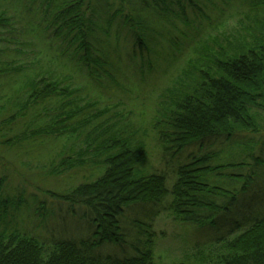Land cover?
<instances>
[{"label":"trees","instance_id":"1","mask_svg":"<svg viewBox=\"0 0 264 264\" xmlns=\"http://www.w3.org/2000/svg\"><path fill=\"white\" fill-rule=\"evenodd\" d=\"M10 4L21 16L18 28L9 14ZM188 7L198 11L199 4L197 0H0V42L10 35L18 44H36L34 38L37 43L44 40L49 48L55 45L100 90L108 78L115 80L118 69L109 51L102 49V37L116 44L130 38L134 67L138 59L150 68L145 54L158 35L168 43L160 58L169 68L173 54L171 27L166 24L174 14L191 26L185 13ZM252 9L256 12L245 18L256 25L237 27L218 47L206 42L204 57H199L203 59L188 63L184 76L162 90L161 110L151 128L163 152L180 159L178 154L191 143L208 145L202 153L190 151L185 161L175 160V178L169 187L164 172L145 174L139 169L145 146L132 139L123 110L112 103L99 107L100 99L82 93L70 76L62 78L55 61L41 59V51L28 65L0 59L4 114L0 147L21 149L40 138L65 139L72 145L65 146L69 160L63 163L65 156L60 158L64 170L102 168L100 176L60 196L70 208L78 206L81 216L89 217L87 236L50 241L10 227L11 201L3 195L5 177H0V264H152V222L159 213L173 210L181 221L205 227L220 212L230 211L237 202L238 180L250 172L248 158L254 160L252 164L260 159L249 157L248 152L254 154L251 139L238 144L244 146L238 153L230 146L227 159L221 157L227 151L213 149L208 140L215 137L231 143L238 133H264V16L260 19L264 0H256ZM31 14L33 21L27 17ZM65 148L59 155L66 153ZM224 193L233 196L228 200ZM241 203L223 233H216L206 245L193 246V257L207 259L203 264H264V198L251 208ZM106 243L122 245L134 255L95 253Z\"/></svg>","mask_w":264,"mask_h":264},{"label":"rangeland","instance_id":"2","mask_svg":"<svg viewBox=\"0 0 264 264\" xmlns=\"http://www.w3.org/2000/svg\"><path fill=\"white\" fill-rule=\"evenodd\" d=\"M256 0H197L198 11L186 9V17L191 21V26H187V20L182 21L178 15H171L167 21V26L171 29V66L162 61L168 43L157 35L150 44V52L146 53L151 61L148 68L146 61L141 65L140 60L130 59L132 52V41L130 38L121 39L118 44L114 41L106 40L102 37V49L105 47L109 51L110 60L118 67L114 72L115 80L109 78L106 83H102V88L98 90L89 83L88 78L79 72L72 62L65 60V56L59 53L55 45L47 47L44 40L32 38L31 42L15 43L8 35L6 41L0 42V59L26 64L32 61L34 53L41 51L44 57L54 60L57 64V73L62 76H70L74 85L82 88V93L88 92L91 96L100 99L102 107L106 104H115L123 110L127 118L129 133L134 141L144 143L145 155L139 169L143 173L164 172L167 176L168 187L175 178L176 161H185L190 151L199 150L202 153L205 149L203 143L193 142L184 148L178 156L172 157L170 153H164L157 141V135L151 128V121L158 112L159 101L162 90L166 86L170 88L172 82L180 75L183 70L189 68V64L194 59L201 61L204 55V44L206 46L218 47L221 45L223 37L244 25L253 26L255 23L245 18L256 12L252 9ZM14 5L10 4L9 14L12 16L15 26L18 28L17 20L20 14H14ZM19 8V7H18ZM173 13V12H172ZM264 14L260 17L262 19ZM25 17V14H23ZM29 20L33 21L34 15L31 14ZM253 24V25H252ZM258 27V26H257ZM256 27V28H257ZM163 32V31H162ZM213 36H216L214 39ZM4 39V36L2 37ZM217 40V41H216ZM42 43V44H41ZM213 47V48H214ZM177 49V51L175 49ZM178 48L180 50H178ZM162 54V55H161ZM203 56L202 58H199ZM141 65V67H139ZM190 70V69H189ZM188 70V74L192 75ZM179 74L177 75V73ZM175 78V79H174ZM183 79V78H182ZM172 88V87H171ZM2 91V90H1ZM4 114L0 112V117ZM248 139L253 140L251 151L252 156H258L260 160L252 164L254 160L244 158L248 162L250 172L243 175L235 186L237 202L230 206V211L220 212L210 226L199 227L195 224L181 221L173 210H165L159 213L152 222L153 248L152 264H203L207 259L193 257L191 250L194 245H206L212 241L216 233H223L228 222H231L240 210L238 208L243 203L250 207L254 202L264 198V133L252 135L250 133H238L233 137V141L219 140L215 137L208 140L213 149L226 150L222 158L227 159L228 150L233 146V150L244 147L242 144ZM23 148L3 149L0 147V177H5L3 183V195L10 198V209L7 220L12 229L18 230L22 235L35 237L41 241L56 240L58 238L76 237L83 238L89 231V217L81 216L80 209L70 208L60 196H64L70 189L79 183L91 181L102 174V168L92 166L76 167L64 170V165L68 161L67 156L71 153L65 146H70L65 139H37L34 143ZM201 144V145H200ZM77 145V144H76ZM200 145V146H199ZM201 147V148H200ZM66 149V153H59ZM198 153V154H199ZM52 155V156H51ZM171 155V157H170ZM61 156H65L60 161ZM193 158V157H192ZM191 160V157L186 160ZM54 161V164H50ZM178 163V162H177ZM227 189L229 186H225ZM232 193V191H230ZM225 198L230 200L233 195L224 193ZM169 198H166L168 201ZM63 201V202H62ZM251 208V207H250ZM12 212V214H10ZM73 213L77 214L73 216ZM223 229V230H222ZM222 231V232H221ZM221 235V234H219ZM95 253L111 254L117 256H131L133 251L128 249L127 253L122 245L106 243Z\"/></svg>","mask_w":264,"mask_h":264}]
</instances>
